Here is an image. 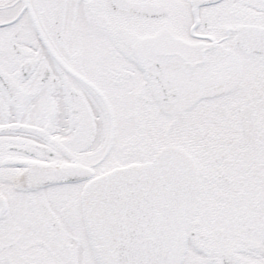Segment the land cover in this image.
I'll use <instances>...</instances> for the list:
<instances>
[{
  "label": "snow or ice",
  "instance_id": "1",
  "mask_svg": "<svg viewBox=\"0 0 264 264\" xmlns=\"http://www.w3.org/2000/svg\"><path fill=\"white\" fill-rule=\"evenodd\" d=\"M0 264H264V0H0Z\"/></svg>",
  "mask_w": 264,
  "mask_h": 264
}]
</instances>
